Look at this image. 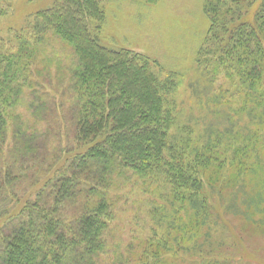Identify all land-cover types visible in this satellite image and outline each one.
<instances>
[{
  "label": "trees",
  "instance_id": "16d2710c",
  "mask_svg": "<svg viewBox=\"0 0 264 264\" xmlns=\"http://www.w3.org/2000/svg\"><path fill=\"white\" fill-rule=\"evenodd\" d=\"M11 1L0 0V15ZM109 1L53 0L0 36V264H232L211 241L226 215L211 192L243 229L264 234V0L205 3L210 26L197 62L251 87L236 109L251 127L231 156L221 132L210 140L187 125L181 137L173 131L178 113L166 95L175 79L156 74V60L102 42ZM51 35L76 55L65 101L72 136L59 141L53 96L39 87L53 65ZM27 89L32 119L17 112ZM128 186L150 194L155 225L124 249L112 223Z\"/></svg>",
  "mask_w": 264,
  "mask_h": 264
},
{
  "label": "rangeland",
  "instance_id": "374dc122",
  "mask_svg": "<svg viewBox=\"0 0 264 264\" xmlns=\"http://www.w3.org/2000/svg\"><path fill=\"white\" fill-rule=\"evenodd\" d=\"M52 2L12 0L8 12L0 15V36H6L12 28L24 26L31 13L50 6ZM205 3L206 0H112L106 4L101 37L107 47L130 48L149 55L156 60L153 65L156 74L161 78L174 77L175 85L166 97L178 113L179 127L173 129L178 136L187 133L182 129L184 125H187L186 129L192 132L194 138L204 136L215 140L216 134L221 132L226 135V145H232L228 150L231 156L234 148L241 144L236 140L237 136H244L251 127L245 122L248 118L244 115L239 117L236 112L240 105L238 99L251 87L248 83L246 86L241 83L240 78L233 85L225 77L222 79L206 74L204 67L197 62L198 50L202 48L210 26ZM45 53L53 65L50 74L45 73L39 77V87L53 96L52 110L56 109L53 126L57 134L61 133L52 138L56 141L71 139L70 118L65 101L70 96L67 84L76 55L72 47L55 35L49 36ZM28 90L25 102L17 108V112H23V118L32 119L33 110L29 103L34 97ZM62 134H65L63 138ZM253 181L248 183L246 189L257 195V186L255 188ZM20 185L16 189L19 194L28 188L25 183ZM137 189L130 186L125 188L126 191L131 190L129 201L119 191V212L112 223L118 245L122 242L124 249L128 248L129 242L136 245L141 243L150 234L151 226L155 225L154 216L149 213L150 202L147 199L150 194H142ZM211 194H214L211 201L217 212L227 216V202L224 203L216 192ZM247 194H243L244 199ZM73 212L71 208L68 209V213ZM224 216L212 225L214 233L210 237L217 252L227 257L232 264H264V234L250 230L249 227L243 229L244 223L241 226L239 216Z\"/></svg>",
  "mask_w": 264,
  "mask_h": 264
}]
</instances>
